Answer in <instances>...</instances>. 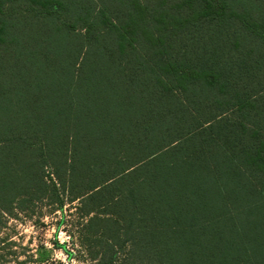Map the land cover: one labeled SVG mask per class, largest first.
Listing matches in <instances>:
<instances>
[{
  "label": "trees",
  "instance_id": "16d2710c",
  "mask_svg": "<svg viewBox=\"0 0 264 264\" xmlns=\"http://www.w3.org/2000/svg\"><path fill=\"white\" fill-rule=\"evenodd\" d=\"M44 199L98 264H264V0H0V233Z\"/></svg>",
  "mask_w": 264,
  "mask_h": 264
},
{
  "label": "rangeland",
  "instance_id": "374dc122",
  "mask_svg": "<svg viewBox=\"0 0 264 264\" xmlns=\"http://www.w3.org/2000/svg\"><path fill=\"white\" fill-rule=\"evenodd\" d=\"M46 199L30 205L27 213L6 217L0 235L15 241L9 249V264L26 259L25 264H98L91 258L94 248L83 242L80 230L84 218L78 211L77 200H65L61 209ZM20 264V263H18Z\"/></svg>",
  "mask_w": 264,
  "mask_h": 264
}]
</instances>
